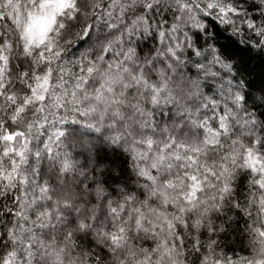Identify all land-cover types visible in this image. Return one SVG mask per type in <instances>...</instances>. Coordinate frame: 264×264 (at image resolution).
Masks as SVG:
<instances>
[{
  "label": "snow or ice",
  "instance_id": "snow-or-ice-1",
  "mask_svg": "<svg viewBox=\"0 0 264 264\" xmlns=\"http://www.w3.org/2000/svg\"><path fill=\"white\" fill-rule=\"evenodd\" d=\"M0 264H264V0H0Z\"/></svg>",
  "mask_w": 264,
  "mask_h": 264
}]
</instances>
